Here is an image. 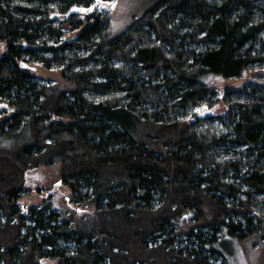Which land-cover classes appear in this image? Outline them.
Listing matches in <instances>:
<instances>
[{
	"label": "trees",
	"instance_id": "1",
	"mask_svg": "<svg viewBox=\"0 0 264 264\" xmlns=\"http://www.w3.org/2000/svg\"><path fill=\"white\" fill-rule=\"evenodd\" d=\"M93 2L0 0V137L27 131L0 153V264H215L227 234L264 237V83L185 115L214 103L205 76L264 69V0H150L110 36L69 11ZM54 163L67 204L21 207Z\"/></svg>",
	"mask_w": 264,
	"mask_h": 264
},
{
	"label": "rangeland",
	"instance_id": "2",
	"mask_svg": "<svg viewBox=\"0 0 264 264\" xmlns=\"http://www.w3.org/2000/svg\"><path fill=\"white\" fill-rule=\"evenodd\" d=\"M150 0H110L108 4L97 5L90 14H100L107 16L110 19V26H108V35L117 33L120 29L127 26L134 17L138 16ZM78 30L71 33H64L67 38H73L77 35ZM4 43L0 42V53ZM22 69L30 72L35 77L40 79H60V74L54 68L47 69L39 63H27ZM206 86L214 90L212 99L213 104H208L212 110V114L220 113L223 108V95L228 89L238 90L240 87L246 86H262L264 83V69L252 68L238 77L225 78L214 75H207L203 78ZM238 93H233L236 95ZM207 104L205 102L200 103ZM198 105V106H199ZM197 106V107H198ZM197 107L193 108L185 115L191 114ZM62 119V118H61ZM210 124L215 126L217 121L210 120ZM27 131H20L16 134L0 137V153L4 150L16 151L19 147L26 144ZM27 175V183L25 189L20 195L18 201L21 207L40 204L44 199L53 196V204L56 206L67 204L70 196L68 188L61 182L60 164L54 163L53 165H40L36 167ZM51 199V198H50ZM259 219L264 218L258 217ZM257 220V219H256ZM258 222V221H257ZM256 221L254 223H257ZM259 224V223H257ZM260 230V227H257ZM261 231H264L262 229ZM262 233V232H261ZM260 233V234H261ZM264 234V232L262 233ZM220 249L225 258L217 256L213 261L215 264H264V237L261 235L246 236L238 238L227 234L220 243ZM225 260V261H224ZM56 260L44 257L41 264H55Z\"/></svg>",
	"mask_w": 264,
	"mask_h": 264
},
{
	"label": "water",
	"instance_id": "3",
	"mask_svg": "<svg viewBox=\"0 0 264 264\" xmlns=\"http://www.w3.org/2000/svg\"><path fill=\"white\" fill-rule=\"evenodd\" d=\"M101 3V0H94L93 3H91L90 5L88 6H72L70 8V12L74 11V12H80V13H84V14H88L90 12L93 11V9L99 4ZM20 67H24L25 65H27L26 62H20L19 63ZM196 113L199 117H207L209 116L212 111L210 109L209 106H207L206 104H202V105H199L196 109Z\"/></svg>",
	"mask_w": 264,
	"mask_h": 264
}]
</instances>
